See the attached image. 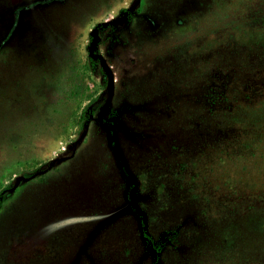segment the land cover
I'll return each instance as SVG.
<instances>
[{
    "label": "rangeland",
    "instance_id": "374dc122",
    "mask_svg": "<svg viewBox=\"0 0 264 264\" xmlns=\"http://www.w3.org/2000/svg\"><path fill=\"white\" fill-rule=\"evenodd\" d=\"M0 264H264V0H0Z\"/></svg>",
    "mask_w": 264,
    "mask_h": 264
},
{
    "label": "water",
    "instance_id": "95a60500",
    "mask_svg": "<svg viewBox=\"0 0 264 264\" xmlns=\"http://www.w3.org/2000/svg\"><path fill=\"white\" fill-rule=\"evenodd\" d=\"M95 32H96V29L95 28H93L92 29V31H91V35H92V39H91V42H90V44H89V47H88V51L90 52V48H91V46L94 44V42H95V37H96V34H95ZM91 45V46H90Z\"/></svg>",
    "mask_w": 264,
    "mask_h": 264
}]
</instances>
